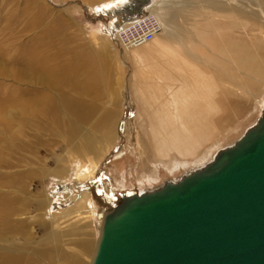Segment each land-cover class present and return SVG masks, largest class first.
Instances as JSON below:
<instances>
[{"label":"rangeland","instance_id":"obj_1","mask_svg":"<svg viewBox=\"0 0 264 264\" xmlns=\"http://www.w3.org/2000/svg\"><path fill=\"white\" fill-rule=\"evenodd\" d=\"M150 1H146L140 15L129 16L118 11L124 7L138 9L140 2L0 0L2 263L12 257L16 264H88L100 226L98 215L86 207L88 200L100 209L101 197L109 199V194L121 188L147 190L163 180H177L210 161L218 149L234 142L259 117L264 103L257 100L264 99V83L259 79L256 85L235 83L243 78L240 72L227 66L221 57L192 51L195 45L188 40L187 31L200 32L199 27L206 29L208 25L216 28L211 33L225 36L226 48L234 39H242L245 56L253 52L264 68V28L260 26L264 24L258 20L260 25H255L256 21L250 20L241 26L240 18L246 16L230 3L222 5L229 0H169L167 9L178 6L185 15L172 14L180 24L177 29L184 36V44L173 37L170 43L182 51L188 45L190 55L198 54L204 59L200 64L223 78L221 106L225 121L221 127L225 129L221 131L220 124H216L219 129L213 138V155L197 162V166L183 160H176L177 166L171 159L162 160V164L155 162L149 147L143 154L129 95L131 48L120 46L117 29L130 21L127 17H141L148 24L157 23L161 32L157 17L146 16ZM230 1L235 5L239 0ZM231 55L227 50L228 61ZM28 61L51 65L53 75L49 73L46 86L33 82L27 72L18 74V68L26 69ZM192 65L189 63L188 69ZM261 71L263 75L257 76L264 80ZM38 91L46 97L38 111L23 112L24 101ZM120 168L126 176L123 185ZM85 187L91 190V196L78 201L74 196ZM74 222L78 225H72ZM2 230L8 233L2 236Z\"/></svg>","mask_w":264,"mask_h":264},{"label":"water","instance_id":"obj_2","mask_svg":"<svg viewBox=\"0 0 264 264\" xmlns=\"http://www.w3.org/2000/svg\"><path fill=\"white\" fill-rule=\"evenodd\" d=\"M105 197L88 264H264V106L204 165Z\"/></svg>","mask_w":264,"mask_h":264},{"label":"crops","instance_id":"obj_3","mask_svg":"<svg viewBox=\"0 0 264 264\" xmlns=\"http://www.w3.org/2000/svg\"><path fill=\"white\" fill-rule=\"evenodd\" d=\"M224 40L225 36L220 39L219 52L226 56L227 53L222 52V49H227ZM236 40L242 48L243 40ZM203 44L207 46L206 42ZM176 47L155 38L133 48L128 56L132 64L129 95L142 152L148 153L146 148L149 147L155 162L162 164V160L171 159L177 166L176 160L197 163L210 158L215 150L211 149L213 138L219 129L216 124H220L222 131L225 127H221V123L225 119L221 106L223 78L220 73L206 69L200 61ZM204 51L199 50L201 53ZM189 63H193L190 69L187 67ZM170 89L177 92L171 95ZM118 171L123 185L126 183L125 171L121 168ZM74 223L72 225H78Z\"/></svg>","mask_w":264,"mask_h":264},{"label":"bare ground","instance_id":"obj_4","mask_svg":"<svg viewBox=\"0 0 264 264\" xmlns=\"http://www.w3.org/2000/svg\"><path fill=\"white\" fill-rule=\"evenodd\" d=\"M136 1L140 2V4L137 5L136 7H138V9H139L140 5L142 4L141 5L142 10L141 9L138 10L137 8L131 10L128 7H124L122 10H119L118 11L119 14H122V12H123V13H126L129 16H133L135 14H139L140 15L141 12H143V8H144L145 3H146L147 0L144 1V2H142V0H136ZM220 1L221 0H219L218 2H220ZM246 1H248V2H246ZM237 2L238 3L234 5V2H232V1L229 0V1L222 2V5H226L227 3L228 4L230 3L231 5H233L232 6L233 9L237 10L236 12H240L242 16H246V19H243V17L240 18L241 26H242V24L244 25V22L245 21L250 22V20H252L251 22H253V23H255V21H256L255 25L259 24V21L258 20H260V22H262L261 24H264V1H261V0H239ZM168 5H169V0H163V1H160V0H151L149 2V4H147L148 7L145 8L146 16L152 15V14L155 15L157 17V19L159 20V22L161 23V25H162L161 27H162L163 30L161 32H159V31L156 32V34L154 35L153 39H151L150 41H146V42H144L141 45L147 44V43L153 41L155 38L156 39H159L161 41L171 42V41H169V40H171L170 39L171 37H173L179 43L184 44V42L182 41L184 39V36H182V33L178 32V29H177V27L180 24L178 25V20L174 19L173 16H172V14L178 13V14H180V16H185V15H183V11L178 6H173L172 5L173 7H170L169 9H167L168 8L167 7ZM214 10L217 11L218 9L214 8ZM127 18H129V19L126 20V21H129V20L130 21L127 22V23H123L122 25H120L121 31L122 30H126V28H129L130 25L133 26L135 24H138V23L142 22V20L144 19V18L141 19V17L140 18H137L138 20H136V18H134V17H133L134 19L132 17H127ZM183 18L184 17H182V19ZM177 19H179V18H177ZM168 21H169V23L171 25L170 24L168 25ZM175 23H176V25H174ZM181 26H185V25H181ZM260 26H261V28H264V25H260ZM199 28H200V32L197 31V30H195L194 32L191 33L189 31V29L187 31V33L189 35L188 40L191 41L195 45V47H192V49H193L192 51H194V49H195V52H197V51L199 52L200 49H204L205 50L204 51L205 52V55H206V52H208V53H210L212 55L221 57V59H223L224 62L226 61V65L227 66H231L235 70H237V71L240 72V74H241V76L243 78H240L239 77V79L236 80L237 81V84H239V85L240 84H242L243 86L256 85V83L258 82V79L261 82L264 83V80L261 79V78H258V76H257V74L263 75V73H262L261 70H264V68H263V66H261L259 64L258 59L255 57V54L253 52H251V53L250 52H247L246 53L247 56H245L244 48L243 47L242 48H239V46H241L240 42L239 41L237 42V40L234 39L233 41L230 42V47L229 46L227 47L228 49H226V50L222 49V52L225 51L227 53V50H228L230 53H232V55H231L232 56L231 57L232 60L228 61V59L224 56V54L223 53L220 54V52H219L220 39L221 38L223 39V36L218 37V35L217 36L216 35H212V33H211L213 31H216V28H213V27H211L209 25L206 27V29H205V27L204 28L199 27ZM204 29H205V31H204ZM117 33H118L117 34L118 38H120L119 37L120 32H117ZM200 38L202 40H200ZM204 42H206L207 46H205V45L202 44ZM119 43L121 44V46H123L121 41H119ZM236 43H237V46H236ZM141 45H139V46H141ZM139 46H137V47H139ZM186 46H188V45H186ZM186 46H183V47L185 48V50L187 52L188 51V48ZM133 48H135V47H133ZM133 48H131V49H133ZM43 51H44V49H43ZM187 53H188V56L190 58L194 59V60H195V58L198 59L200 62H202L204 60L203 58H199L197 56L198 54L197 55L196 54L195 55H190V53H192V52H189V51ZM199 54H201V53H199ZM210 54H209V56H210ZM236 58L238 59V64H237ZM214 63H216V62H214ZM26 65H25L26 66V69H24V70H23V68L22 69L18 68V70H17L18 71V74H19V72H27V73H29L31 75V80L33 82H35V83H41L44 86H46V84H48L50 74L53 75L51 73V68H52L51 65L47 64V62H45V63L42 64V63H37V62L30 63L29 61L27 62ZM209 66H213V64H209ZM219 67L221 69V66H219ZM213 68H215V67H213ZM225 74H226V72H225ZM29 94H31V93H29ZM32 96H33L32 98L29 97V99H27L26 101H24V104H22V111L23 112H28L30 109H32L33 111H38V108L40 107L41 101H43V100L46 99V97L43 98V95H42V93L40 91H38V93L37 92H33L32 93ZM258 101L261 104L264 103L263 100H258ZM80 180H84V179H79L77 181L79 182ZM82 184H81V186H82ZM88 185H89V183H88ZM136 188H137V192L138 193H140L142 191H146V190H140L138 187H136ZM71 189L73 190L74 187H71ZM127 189L130 190V189H133V188H127ZM88 190H89L88 187L82 188V190H79L80 191L79 194H75L74 193L75 194L74 197L76 199H78V201H85L87 195H90L89 192H88ZM121 190H122V188H121ZM149 190H151V189H147V191H149ZM89 191H91V190H89ZM80 204H81V202H80ZM12 206H14V205L12 204ZM86 207L94 210V212L98 215V212H99L100 209H99L98 206H97L98 208H94L96 206L93 205L92 199L88 200V204L86 205ZM7 209H8V207H7ZM11 210H12V208H11ZM13 210H15V209H13ZM7 213H9V211L6 210V214ZM10 214H12V213H10ZM99 219H100V223H101V217H99ZM6 232L7 231H3L2 230L1 231V233H2L1 235L2 236L6 235ZM0 264H16V263L13 261V258L12 257H10L5 263L4 262L2 263L1 262V257H0Z\"/></svg>","mask_w":264,"mask_h":264},{"label":"built area","instance_id":"obj_5","mask_svg":"<svg viewBox=\"0 0 264 264\" xmlns=\"http://www.w3.org/2000/svg\"><path fill=\"white\" fill-rule=\"evenodd\" d=\"M136 25L137 28L134 27ZM130 27L131 26H129L128 30L121 31L120 28L117 30V32H120L118 42L121 41L123 45L122 47L125 49L137 47L146 41H150L159 30L157 23L148 24L145 20L133 25L131 28Z\"/></svg>","mask_w":264,"mask_h":264}]
</instances>
